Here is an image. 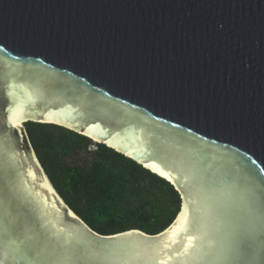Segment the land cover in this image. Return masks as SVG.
<instances>
[{
    "label": "water",
    "instance_id": "95a60500",
    "mask_svg": "<svg viewBox=\"0 0 264 264\" xmlns=\"http://www.w3.org/2000/svg\"><path fill=\"white\" fill-rule=\"evenodd\" d=\"M29 122L170 182L175 220L157 234L95 231L53 185ZM262 180L264 0H0V264H26L5 219L54 260L56 240L75 238L100 253L82 264H199L173 253L187 235L229 231L239 193Z\"/></svg>",
    "mask_w": 264,
    "mask_h": 264
},
{
    "label": "trees",
    "instance_id": "16d2710c",
    "mask_svg": "<svg viewBox=\"0 0 264 264\" xmlns=\"http://www.w3.org/2000/svg\"><path fill=\"white\" fill-rule=\"evenodd\" d=\"M27 129L57 191L98 233L157 234L178 215L182 200L175 187L132 159L62 127L29 122ZM92 144L97 149L91 162L71 161Z\"/></svg>",
    "mask_w": 264,
    "mask_h": 264
},
{
    "label": "snow or ice",
    "instance_id": "6c2138e0",
    "mask_svg": "<svg viewBox=\"0 0 264 264\" xmlns=\"http://www.w3.org/2000/svg\"><path fill=\"white\" fill-rule=\"evenodd\" d=\"M239 197L242 206L238 205L230 212L233 220L229 231L206 244L195 243L203 239L202 235H187V243L173 255L199 264H264V180L254 190L240 192ZM3 230L10 238L8 246L12 249L13 258L19 257L26 264H82L100 255L80 239H58L55 243L58 255L54 260L33 242L31 236L21 238L17 224L5 219ZM187 231V226H179L169 235L174 241L177 235L184 236ZM160 264H166V261H160Z\"/></svg>",
    "mask_w": 264,
    "mask_h": 264
},
{
    "label": "rangeland",
    "instance_id": "374dc122",
    "mask_svg": "<svg viewBox=\"0 0 264 264\" xmlns=\"http://www.w3.org/2000/svg\"><path fill=\"white\" fill-rule=\"evenodd\" d=\"M25 126L27 128V124H25ZM96 149H97V145L94 144L88 146L87 148H83L80 150L79 154L75 156V158L71 161L76 164L89 163L93 159L91 153L94 152Z\"/></svg>",
    "mask_w": 264,
    "mask_h": 264
},
{
    "label": "bare ground",
    "instance_id": "6f19581e",
    "mask_svg": "<svg viewBox=\"0 0 264 264\" xmlns=\"http://www.w3.org/2000/svg\"><path fill=\"white\" fill-rule=\"evenodd\" d=\"M19 123V122H18Z\"/></svg>",
    "mask_w": 264,
    "mask_h": 264
}]
</instances>
